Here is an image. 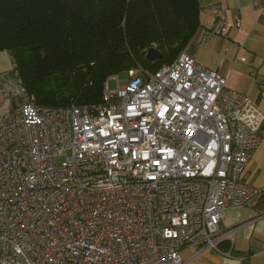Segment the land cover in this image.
Segmentation results:
<instances>
[{
	"label": "built area",
	"instance_id": "2783aa9c",
	"mask_svg": "<svg viewBox=\"0 0 264 264\" xmlns=\"http://www.w3.org/2000/svg\"><path fill=\"white\" fill-rule=\"evenodd\" d=\"M14 68L1 85L16 103L0 116V264H182L187 245L220 252L224 210L256 194L243 174L264 113L251 99L184 52L65 107L36 104Z\"/></svg>",
	"mask_w": 264,
	"mask_h": 264
},
{
	"label": "trees",
	"instance_id": "16d2710c",
	"mask_svg": "<svg viewBox=\"0 0 264 264\" xmlns=\"http://www.w3.org/2000/svg\"><path fill=\"white\" fill-rule=\"evenodd\" d=\"M197 18L196 0H0V51L36 104H94L111 75L172 63ZM149 48L162 59L148 63Z\"/></svg>",
	"mask_w": 264,
	"mask_h": 264
},
{
	"label": "crops",
	"instance_id": "0c3cea01",
	"mask_svg": "<svg viewBox=\"0 0 264 264\" xmlns=\"http://www.w3.org/2000/svg\"><path fill=\"white\" fill-rule=\"evenodd\" d=\"M196 1L198 26L182 52L225 76L228 88L246 95L264 113V0ZM221 23L226 30L219 34ZM14 65L9 52L0 51V116L16 103L1 90ZM243 179L256 194L245 205L224 210L220 227L231 234L219 245L220 252L187 245L181 251L182 264H241V258L246 264H264V124Z\"/></svg>",
	"mask_w": 264,
	"mask_h": 264
},
{
	"label": "water",
	"instance_id": "95a60500",
	"mask_svg": "<svg viewBox=\"0 0 264 264\" xmlns=\"http://www.w3.org/2000/svg\"><path fill=\"white\" fill-rule=\"evenodd\" d=\"M163 57V54L160 50L156 49V48H149L146 53H145V60L148 63H155L159 60H161Z\"/></svg>",
	"mask_w": 264,
	"mask_h": 264
},
{
	"label": "rangeland",
	"instance_id": "374dc122",
	"mask_svg": "<svg viewBox=\"0 0 264 264\" xmlns=\"http://www.w3.org/2000/svg\"><path fill=\"white\" fill-rule=\"evenodd\" d=\"M176 58H177V57H176ZM111 76H116V77H118V81H116V80H109L108 85H109V88H110L111 90L116 89V87H117L118 84L123 83V81L126 80V76H124L123 74H114V75H111ZM111 76H110V77H111ZM108 78H109V77H108ZM28 94H29V96H30L31 98L34 99V96H33L31 93H28ZM34 101H35V100H34Z\"/></svg>",
	"mask_w": 264,
	"mask_h": 264
}]
</instances>
